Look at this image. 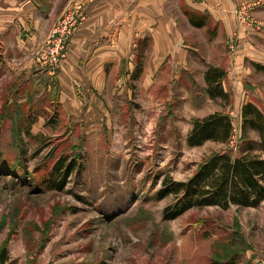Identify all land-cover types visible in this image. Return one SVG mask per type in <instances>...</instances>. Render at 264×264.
Segmentation results:
<instances>
[{"label":"rangeland","instance_id":"rangeland-1","mask_svg":"<svg viewBox=\"0 0 264 264\" xmlns=\"http://www.w3.org/2000/svg\"><path fill=\"white\" fill-rule=\"evenodd\" d=\"M23 5L0 0L5 264H264V200L167 220L179 198L157 197L164 180L186 182L211 156L264 159V140L243 130L242 117L250 106L264 119V0H236L230 24L209 26L208 35L183 27L188 51L166 57L146 34L73 52L83 2L53 22L50 11L25 17ZM78 5L85 19L59 57L51 35ZM210 68L223 72L224 96L206 83ZM212 114L229 117L228 142L189 147L193 121Z\"/></svg>","mask_w":264,"mask_h":264},{"label":"trees","instance_id":"trees-1","mask_svg":"<svg viewBox=\"0 0 264 264\" xmlns=\"http://www.w3.org/2000/svg\"><path fill=\"white\" fill-rule=\"evenodd\" d=\"M189 22L196 28L202 26L198 18L193 16L189 18ZM138 72L139 70H136L134 76H137ZM222 77L223 72L217 69L210 68L205 73L206 83L214 88L219 96H224V93L219 91ZM242 117L243 130L247 126L254 128L264 140V119L261 114L246 106L243 108ZM231 131L229 117L212 114L193 121L186 142L189 147H199L208 141L224 144L228 142ZM253 149V143H247L243 152H251ZM62 165L63 163H60V169ZM73 166V163L69 164L60 175V181L56 185L58 190L63 189ZM168 196L179 199L173 207L164 210V218L167 220H174L193 208L217 207L226 210L230 206L256 207L264 200V159L248 153L240 154L235 159L226 154L211 156L186 182L164 180L157 197L163 199ZM6 261V251L2 249L0 264H5Z\"/></svg>","mask_w":264,"mask_h":264},{"label":"crops","instance_id":"crops-1","mask_svg":"<svg viewBox=\"0 0 264 264\" xmlns=\"http://www.w3.org/2000/svg\"><path fill=\"white\" fill-rule=\"evenodd\" d=\"M77 1L85 4L86 20L71 39L73 44L71 51L79 52V45L85 43L133 42L146 34L150 40L162 43V48L156 49L157 57H166L169 52H175L174 50L188 51L184 43L189 41V38L183 34L182 28L186 27L190 33L191 29H196L189 22L191 16L198 18L202 23L201 28L197 29L205 35L210 34L209 26L230 24L229 13L236 2V0H23L25 9L23 14L27 17L30 13L33 17L36 10L40 14L50 11L46 22H53ZM190 41L194 42L192 39ZM176 44L177 47L174 48Z\"/></svg>","mask_w":264,"mask_h":264},{"label":"built area","instance_id":"built-area-1","mask_svg":"<svg viewBox=\"0 0 264 264\" xmlns=\"http://www.w3.org/2000/svg\"><path fill=\"white\" fill-rule=\"evenodd\" d=\"M73 14H68L66 19L62 21V23L59 24L58 28L54 30L53 34L51 35V38H56V40L59 43L58 47V56L62 57L64 52V47L66 44V41L70 37V35L77 29L79 24L84 21V13H83V7L78 5L75 9ZM62 26V30L59 31V27ZM57 43V46H58ZM66 50V49H65ZM65 54V52H64Z\"/></svg>","mask_w":264,"mask_h":264}]
</instances>
